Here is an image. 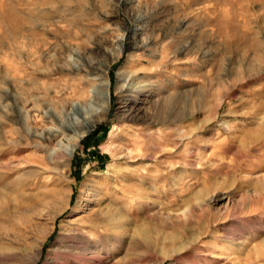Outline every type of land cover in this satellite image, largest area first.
I'll return each mask as SVG.
<instances>
[{
    "label": "rangeland",
    "instance_id": "1",
    "mask_svg": "<svg viewBox=\"0 0 264 264\" xmlns=\"http://www.w3.org/2000/svg\"><path fill=\"white\" fill-rule=\"evenodd\" d=\"M0 264H264V0H0Z\"/></svg>",
    "mask_w": 264,
    "mask_h": 264
},
{
    "label": "bare ground",
    "instance_id": "2",
    "mask_svg": "<svg viewBox=\"0 0 264 264\" xmlns=\"http://www.w3.org/2000/svg\"><path fill=\"white\" fill-rule=\"evenodd\" d=\"M223 1V0H222ZM228 1V0H227ZM224 3V2H223ZM233 9V8H232ZM230 11H232V10H230ZM232 13V12H231ZM235 13V12H234ZM232 15H233V13H232ZM227 21H229L228 19H227ZM225 24H226V22H225ZM232 24V23H231ZM227 25H228V23H227ZM226 27H228V26H226ZM235 27V26H234ZM234 27H233V29H234ZM235 30V29H234ZM247 31V30H246ZM232 33H233V31H231ZM225 33V32H224ZM234 34V33H233ZM235 35V34H234ZM234 35H232V36H234ZM230 38H231V36H230ZM229 38V39H230ZM229 39H224V37H223V40L225 41V45H226V47L230 50L236 43H235V41H233V40H229ZM242 44V43H241ZM239 45V44H238ZM249 45V44H248ZM240 49V48H239ZM243 50V49H242ZM101 97L103 98V100H107V98H108V93H107V91H105V92H103L102 94H101ZM167 108H168V106H167ZM177 108V107H176ZM65 112H66V110H65ZM64 112V113H65ZM50 112H48V114H49ZM63 113V112H62ZM51 114V113H50ZM63 115H65V114H63ZM60 116V115H59ZM66 120H64V121H62L61 123H60V125H61V128L59 129V130H61L62 132H64L65 134H67V135H70V138L71 139H73L74 140V145H75V143H76V141H78L79 140V138L81 137V133L78 131V130H84V131H86V132H88V131H90V129L93 127V125H94V122H93V120L92 119H89V118H85L84 117V112H83V106H82V104L81 103H79V102H73V103H71L70 104V106H69V108H68V110H67V112H66ZM75 116H78V117H80L81 118V124H80V128H77V124H76V122H75ZM54 117V116H53ZM62 117H64V116H62ZM61 117V118H62ZM60 118V117H59ZM69 119V120H68ZM52 131V130H51ZM53 132V131H52ZM47 134L49 133V132H46ZM46 135V134H45ZM41 136H43V134H41ZM71 153H72V147H62V146H60V145H57V147H53V148H51V149H48V151H47V156H48V158L50 159V160H52L56 165H58L59 164V161L58 160H60V159H63V164H65L67 161H68V159H69V157H70V155H71Z\"/></svg>",
    "mask_w": 264,
    "mask_h": 264
}]
</instances>
